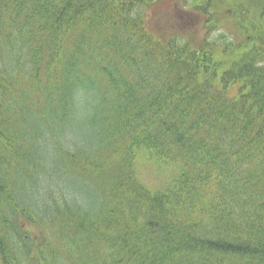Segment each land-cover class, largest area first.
<instances>
[{
    "label": "trees",
    "instance_id": "16d2710c",
    "mask_svg": "<svg viewBox=\"0 0 264 264\" xmlns=\"http://www.w3.org/2000/svg\"><path fill=\"white\" fill-rule=\"evenodd\" d=\"M173 1L0 0V264H264V0H182L240 43L149 30ZM138 158L176 171L149 191Z\"/></svg>",
    "mask_w": 264,
    "mask_h": 264
},
{
    "label": "rangeland",
    "instance_id": "374dc122",
    "mask_svg": "<svg viewBox=\"0 0 264 264\" xmlns=\"http://www.w3.org/2000/svg\"><path fill=\"white\" fill-rule=\"evenodd\" d=\"M189 1L195 4L197 0ZM158 4L160 5L157 7V12L155 14L152 13L147 20V27L152 31L157 30V32L161 35H171L166 32L182 33L185 38L186 36H189L193 43H199L206 37L215 38L218 35L223 34H225L227 36V40L231 42L240 43L239 41L242 37L244 38V32L239 29L233 30L230 25L218 28L215 26L213 29L209 28V18L199 14V12L193 8L194 5H188L187 3L183 4L182 0H175L166 6H164L162 2ZM197 4H199V2H197L196 5ZM217 9L218 13L223 10L219 6ZM184 31H188V33H185ZM245 33L246 35L252 36L254 34V30L252 29ZM228 34L231 35L228 36ZM135 167L133 176L144 188L149 191L162 190L176 171L172 163L167 162L164 164H151L145 162L143 158L137 159V165H135ZM31 230L38 234L40 228H31ZM54 244H56V240Z\"/></svg>",
    "mask_w": 264,
    "mask_h": 264
},
{
    "label": "clouds",
    "instance_id": "9594fccd",
    "mask_svg": "<svg viewBox=\"0 0 264 264\" xmlns=\"http://www.w3.org/2000/svg\"><path fill=\"white\" fill-rule=\"evenodd\" d=\"M90 99L91 98L87 95V93L83 91H79L75 94L74 112L72 117L74 124L66 129L60 137H58L57 143H59L61 146L69 148L73 144L80 141L83 132L85 131L84 126L86 125V122L91 114L89 109ZM55 147L56 145L54 143L46 146V150L50 159L54 158L55 156ZM39 179L40 189L37 194L38 198L51 190L57 198L63 197L64 199L73 200L82 206H86V201L82 196L72 192L70 189L62 185L53 182L49 176L41 175Z\"/></svg>",
    "mask_w": 264,
    "mask_h": 264
},
{
    "label": "bare ground",
    "instance_id": "6f19581e",
    "mask_svg": "<svg viewBox=\"0 0 264 264\" xmlns=\"http://www.w3.org/2000/svg\"><path fill=\"white\" fill-rule=\"evenodd\" d=\"M193 264H197V262H193Z\"/></svg>",
    "mask_w": 264,
    "mask_h": 264
}]
</instances>
